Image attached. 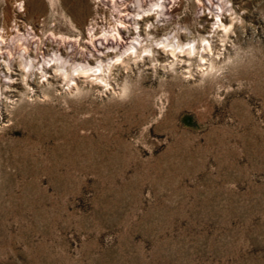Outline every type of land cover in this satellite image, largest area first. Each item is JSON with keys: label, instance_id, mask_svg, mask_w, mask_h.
Returning a JSON list of instances; mask_svg holds the SVG:
<instances>
[{"label": "rangeland", "instance_id": "rangeland-1", "mask_svg": "<svg viewBox=\"0 0 264 264\" xmlns=\"http://www.w3.org/2000/svg\"><path fill=\"white\" fill-rule=\"evenodd\" d=\"M0 38V264H264V0H0ZM132 43L108 87L5 75Z\"/></svg>", "mask_w": 264, "mask_h": 264}, {"label": "bare ground", "instance_id": "bare-ground-1", "mask_svg": "<svg viewBox=\"0 0 264 264\" xmlns=\"http://www.w3.org/2000/svg\"><path fill=\"white\" fill-rule=\"evenodd\" d=\"M161 5V3L155 2L153 3L150 7L148 8H143L140 4V2L138 3V7L137 10L140 15V18L136 20V24L141 26L142 24L145 25H151V16H150V11L155 10V7H159ZM158 11V10H157ZM66 15V14H64ZM16 16V15H15ZM154 16V15H153ZM153 18V17H152ZM17 18H15L16 20ZM96 19V18H95ZM231 20V19H230ZM229 20V21H230ZM17 21V20H16ZM7 22V21H6ZM113 22V21H112ZM7 24V23H6ZM18 25V24H17ZM97 25V24H96ZM109 25V24H108ZM113 25V24H112ZM111 25V26H112ZM144 25V26H145ZM15 26V25H14ZM25 28V24L23 25ZM7 27V26H6ZM5 27V28H6ZM20 27V26H19ZM105 27V26H104ZM116 27V26H115ZM138 27V26H137ZM146 27V26H145ZM4 28V27H3ZM9 28V27H8ZM13 28V27H12ZM17 28V27H16ZM109 28V27H108ZM106 29V28H105ZM148 28H145V35L146 37H149L151 31L147 30ZM5 30V29H3ZM13 30V29H12ZM20 30V29H19ZM18 31V30H17ZM53 31V29H52ZM56 31V30H55ZM107 31V30H106ZM118 31V30H117ZM10 32L11 34V30L8 31V33ZM16 32V31H13ZM96 32V31H95ZM105 32V31H104ZM108 32V31H107ZM6 33V32H5ZM56 33V32H55ZM61 33V32H60ZM103 33V32H102ZM2 34H4V32H2ZM9 34V35H10ZM21 34V33H20ZM19 34V35H20ZM62 34V33H61ZM94 34V33H93ZM5 35V34H4ZM14 35V33H13ZM136 35V34H135ZM138 35V34H137ZM8 36V35H7ZM21 36V35H20ZM93 36V35H92ZM3 37V36H1ZM16 37V36H15ZM5 38V37H3ZM136 40L138 41V43L142 44V39L143 36L142 34L138 35V37H135ZM175 38V36H168L165 39H161L159 42H157V45H163L161 52L164 53V55H168V56H173L175 57V62L174 63H178L177 61H179L178 56H180V53H185L187 52L189 55H193V54H199L200 58H206L205 54L202 52L198 51V46L196 44L191 45L190 43H182L181 39L180 41L177 40H173ZM94 39V38H93ZM144 39V38H143ZM149 39V38H147ZM3 40L2 38H0V41ZM8 40V39H7ZM11 40V39H10ZM9 40V41H10ZM7 42V41H6ZM4 44H2L3 46ZM153 45H149V46H144L142 45L141 47H137L136 43H132L126 50L124 51H118L116 50L115 53L112 57L108 58H102V57H97L95 59V61L93 62V64H91L89 61H70L68 56H64L62 55V53L58 52L57 50H51V57L43 60L40 64V66H38V64L35 63L34 59L26 56V55H19L20 60H18L17 62L11 61V59H6L7 56H5L4 61L5 63V67L7 69V71H5V75L9 78H13L14 77V71H18L20 78L22 81L26 82L27 84H29L28 86L30 87V89H32V91L35 89V91H39L41 88V79L46 75V72L49 71V67H53L55 69V76L59 77L60 80H64L67 82L69 87H74L73 83H71V81L76 80L78 77H85V78H91L90 82H100L101 83H105L106 86L108 87L110 85V72L112 71V68L114 65H117L118 62L120 61H124L125 60V56L129 57V58H133V57H139L142 56L141 52H155L154 49H152ZM159 47V46H158ZM203 49H206V46H201ZM143 48V49H142ZM208 48H210V44H208ZM207 48V49H208ZM141 49V51H139ZM61 51V50H60ZM210 52V51H209ZM107 54V53H106ZM27 55L28 52H27ZM163 55V56H164ZM3 56V57H4ZM32 56V55H31ZM155 57V56H154ZM211 57V56H210ZM44 59V58H43ZM128 59V58H127ZM150 60H153V58H149ZM213 59V58H212ZM216 59V58H215ZM129 60V59H128ZM212 61V60H211ZM215 61V60H213ZM128 62V61H127ZM173 63V66H175V64ZM212 63V62H211ZM210 63V64H211ZM4 64V63H3ZM213 64V63H212ZM215 64V62H214ZM217 65V64H216ZM119 66V65H118ZM172 67V65H171ZM209 68H211V66H207ZM35 68L40 69V78L41 79H36V76L38 74V71H35ZM118 68V67H117ZM215 68V67H214ZM26 69V70H25ZM173 69V68H172ZM216 69V68H215ZM115 70V69H114ZM113 70V71H114ZM174 70V69H173ZM213 70V69H212ZM176 71V70H175ZM210 71V70H208ZM59 72V74L57 73ZM172 72V71H170ZM214 72V71H211ZM113 73V72H112ZM208 73V72H207ZM205 73V74H207ZM17 74V73H16ZM210 75V74H209ZM23 76H26L25 78H23ZM54 76V77H55ZM113 76V75H112ZM39 78V77H38ZM203 78V77H202ZM84 79V78H83ZM59 80V81H60ZM22 81L19 82V84H17V86H14L15 89L18 90L19 93L22 92L23 88L22 87ZM58 81V80H57ZM117 81V80H116ZM115 81V82H116ZM45 82V81H44ZM51 82V81H50ZM82 82V81H81ZM87 82V81H85ZM89 83V82H88ZM21 84V86H20ZM24 84V83H23ZM43 84V83H42ZM50 84V83H49ZM61 84V83H60ZM85 84V83H84ZM83 84V85H84ZM90 84V83H89ZM94 84V83H93ZM54 85V84H52ZM56 85V84H55ZM79 85V84H78ZM125 85V84H124ZM27 86V85H26ZM45 87V85H43ZM57 86V85H56ZM82 86V85H81ZM95 86V85H94ZM103 86V85H101ZM29 87L27 90H29ZM43 87V88H44ZM48 87V86H47ZM62 87V85H61ZM88 87V86H87ZM96 87V86H95ZM98 87V86H97ZM104 87V86H103ZM42 88V89H43ZM50 88V87H49ZM126 88V86H125ZM26 89V88H25ZM24 89V90H25ZM57 89V88H54ZM78 89H83L82 87H78ZM87 89V88H86ZM2 90V89H1ZM23 90V91H24ZM44 90V89H43ZM42 90V91H43ZM123 91H126L124 88H122ZM41 91V92H42ZM73 91V89L71 90ZM83 91V90H81ZM80 91V92H81ZM84 91H86L84 89ZM89 91V90H88ZM122 91V92H123ZM25 92V91H24ZM27 92V91H26ZM44 92V91H43ZM70 92V91H69ZM79 93V91H77ZM92 91L90 90V93ZM32 93V92H31ZM49 93V92H48ZM17 94V93H16ZM24 94V93H23ZM44 94V93H43ZM42 94V95H43ZM50 94V93H49ZM77 94V93H76ZM81 94V93H80ZM85 94V93H84ZM22 95V94H21ZM26 95H28L26 93ZM33 95V93H32ZM39 95V94H38ZM20 96V95H19ZM27 97V96H26ZM39 97V96H38ZM24 97L22 96V99ZM1 103V102H0Z\"/></svg>", "mask_w": 264, "mask_h": 264}]
</instances>
